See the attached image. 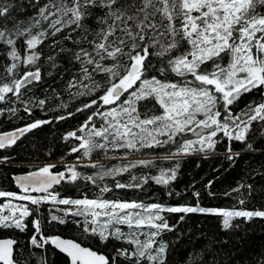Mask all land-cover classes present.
I'll use <instances>...</instances> for the list:
<instances>
[{
  "label": "snow or ice",
  "instance_id": "snow-or-ice-1",
  "mask_svg": "<svg viewBox=\"0 0 264 264\" xmlns=\"http://www.w3.org/2000/svg\"><path fill=\"white\" fill-rule=\"evenodd\" d=\"M49 8L55 11H49ZM260 8H264V0H71L70 5L66 0H60L58 4L42 8V19L54 17L49 24L53 35L70 24L79 27L86 17L95 16L98 10L103 12L102 16H96L103 27L96 33L99 39L89 42L92 51L81 48L75 55L82 65L83 80L90 82L84 84L83 80L80 81L85 90L78 94L89 95L101 90L102 94L82 109H77L96 108L79 129L66 134L65 139L75 138L79 142L69 154L82 152L83 157L90 158L94 152L102 151L106 158L114 159L117 157L107 156L108 151L123 149L126 155L119 158L126 159L133 152L145 148L178 145L174 152L164 157L170 159L192 151L213 149L218 133H223L229 140L244 142L252 123L264 122V101L249 103L237 113H233L231 107L244 94L264 89V12L258 11ZM7 12V7H0V16ZM39 23L37 20L36 24ZM46 35V32L32 35L31 29L17 33V38L25 37L29 50L27 56L21 57L16 48L17 41L0 31V42L11 46L7 56L12 63L5 67V72L13 77L10 83L0 84V102L10 99L9 94L19 99L21 89L41 78L39 69L28 71L19 79L14 77L21 62L32 65L38 61L39 54L35 49L43 43L42 37ZM182 46L183 51H178ZM174 52L178 54L173 55ZM150 56L159 58L161 66L158 72L161 75L171 73L179 79L147 77L145 73L151 67ZM164 57L169 58L165 60ZM94 74L107 77L106 86L99 84ZM261 94L264 95V91ZM149 99L161 112L141 118L137 105ZM39 103L43 105L44 101ZM95 117L100 118V127L96 126ZM48 123L51 121L38 120L12 132L0 133V149L14 145L19 137ZM89 126L87 137L77 135ZM187 133H192L196 139H188ZM179 137L183 139L178 140ZM227 151L229 159L238 155L232 153L231 147ZM3 159L6 161L8 158ZM81 163L82 157L78 155L74 163L61 162L64 171L53 172L57 165L49 164L16 177L23 194L0 191V197L8 201L0 205V228L26 230L24 220L33 214L29 203L39 206L53 201L68 207L60 209V216L52 214L51 221L64 224L67 222L65 217L69 215L83 217L82 221H77L83 235L97 237L102 242L115 238L134 246L132 251L118 249V256L132 259L133 264H164L167 245L158 243L157 237L172 230L162 215L164 212L219 215L223 217L224 228L230 227L231 220L236 217H264V211L203 208L198 205L164 207L157 203L145 205L102 197L60 198L50 191L65 179L71 183L83 178L96 184V177L103 180L105 176L114 177L128 172L130 167L154 165L152 160H138L131 165L105 168L100 162H90L86 166L98 167L102 171L95 176L81 177L76 170ZM142 179L145 183L154 179L157 184L166 185L175 179V170H161L156 177ZM141 186L115 184L120 189ZM109 191L111 189L106 185L100 188L101 193ZM32 192L45 195L35 196ZM194 195L199 197V193ZM14 200L27 203L16 204ZM240 203L244 202L241 200ZM121 225H126L130 231L123 232ZM33 228L35 234L31 237V245L43 248L50 243L69 257L70 264H115L116 257L110 259L81 242L60 236L43 237L39 219L33 221ZM144 228L148 231H143ZM37 234L42 237L39 241ZM141 236L145 239L141 240ZM16 243L10 238L0 239V264H19L14 259Z\"/></svg>",
  "mask_w": 264,
  "mask_h": 264
},
{
  "label": "trees",
  "instance_id": "trees-1",
  "mask_svg": "<svg viewBox=\"0 0 264 264\" xmlns=\"http://www.w3.org/2000/svg\"><path fill=\"white\" fill-rule=\"evenodd\" d=\"M54 3L58 4L60 0H0V7L8 8V12L0 16V31L17 41L16 48L21 57L29 54L25 43L27 34L17 38V33L25 29H31L32 35L47 33L42 37L43 43L35 49L39 54L38 61L32 65L21 62L14 77L19 79L26 72L39 69L41 78L21 89L19 99L9 94L10 99L0 102V132L26 126L38 120L51 121L26 133L14 145L0 149V191L20 193L15 185L14 175L30 171L38 164H56L54 171H64L61 162L74 163L78 155L82 157V161L89 158L83 157L82 152L69 154L71 148L79 142L75 138L65 139V136L68 132L79 129L96 110L95 106L84 111L77 109H82L85 104L102 94V90L89 95L78 94L85 89L79 83L83 80L82 65L75 59V55L81 48L92 51L89 42L99 39L96 33L103 27L96 16H102L103 12L98 10L95 16L86 17L79 27L70 24L53 35L49 24L54 17L44 20L40 16V10ZM66 3L70 5L71 0H66ZM49 11L55 9L49 8ZM258 11L264 12V8ZM37 20L40 21L39 25L36 24ZM10 50L11 46L0 42V84L10 83L13 78L5 72V67L12 63L7 56ZM178 51H183V46ZM176 54L178 53H173ZM168 58L164 57L165 60ZM149 59L151 67L145 73L147 77L156 76L157 79L172 81L179 79L171 73L161 75L158 72L161 66L159 58L150 56ZM89 70L91 71V68ZM94 79L101 85L107 84V77L103 74H94ZM74 83L76 86L72 87ZM83 83L90 84L87 80H83ZM261 91L264 89L244 94L231 106L233 113L239 112L249 103L264 101ZM40 101H44L43 105ZM137 107L141 118L161 112L151 99L140 101ZM12 109L15 111H11ZM103 110L101 108V111ZM62 116L65 119L60 120L59 117ZM94 120L96 126L100 127V118L95 117ZM90 127L84 132H77V135L87 137ZM186 137L196 139L192 133H187ZM214 139L217 143L213 149L192 151L170 159L164 157L174 152L178 145L145 148L128 155L127 159L119 158L126 155L123 149L108 151L107 156L117 157L114 159H108L104 152L97 151L90 159L99 160L97 162L102 163L105 168L131 165L138 160H152L154 165L130 167L128 172L114 177L105 176L103 180L96 177V184L83 178L71 183L66 181L53 190L60 197L72 199L102 197L148 205L157 203L167 207L198 205L203 208L264 211V122L254 121L244 142L229 140L223 133H218ZM229 147L233 154L238 153L233 155L232 159L228 158ZM4 157L8 159L5 161ZM88 164L81 163L77 167L81 177L95 176L102 171L98 167L86 166ZM161 170H175V179L166 185L157 184L154 179H148L146 183L143 181L144 177L158 176ZM132 177L137 179L133 180ZM117 182L142 186L120 189L115 187ZM105 185L111 191L101 193L100 188ZM194 193H199V197ZM241 200L243 204L240 203ZM29 205L33 214L27 217L26 230L0 228V238L12 237L16 240L14 259L19 264H69L67 256L53 248L50 243L43 248L31 245V237L35 234L33 221L36 219L41 222L43 237L61 235L73 238L84 246L105 253L110 259L116 257L115 264H133L132 259L117 255L118 249L132 251L133 245L115 238L102 242L97 237L83 235L81 227L77 224L83 217L69 215L65 217L67 222L64 224L51 221L52 214L60 216V209H66L68 206L50 203ZM162 215L172 229L157 237L158 243L167 245L164 264H264V217H236L231 220L230 227L224 228L223 217L219 215L199 212H164ZM41 239L37 234V240Z\"/></svg>",
  "mask_w": 264,
  "mask_h": 264
},
{
  "label": "rangeland",
  "instance_id": "rangeland-1",
  "mask_svg": "<svg viewBox=\"0 0 264 264\" xmlns=\"http://www.w3.org/2000/svg\"><path fill=\"white\" fill-rule=\"evenodd\" d=\"M139 83V82H138ZM122 99H123V97H122ZM121 159V158H120ZM127 159V158H126ZM97 162V161H99V160H95V159H90V158H88V159H86L85 161H82V163H90V162ZM45 165H49V164H42V165H36V167L35 168H31L30 170H38L40 167H43V166H45ZM52 192H54V190H52ZM54 193H56V192H54ZM18 195L19 194H23V192H20V193H17ZM32 194V193H31ZM58 194V193H57ZM32 195H34V194H32ZM59 195V194H58ZM35 196H41V195H35ZM59 197H60V195H59ZM60 198H66V197H60ZM78 199H82V198H78ZM8 201H7V199L6 198H3V197H0V205H2V204H5V203H7ZM13 203H16V204H21V203H27V202H23V201H18V200H14L13 201ZM47 203H50V204H55V205H57L58 203L57 202H53V201H48ZM30 204V203H29ZM145 204V203H144ZM145 205H148V204H145ZM164 207H167V206H164ZM29 208H30V205H29ZM4 214H7V212L5 211V213ZM26 220H27V218H25V220H24V223L26 224ZM120 228H121V230L123 231V232H129L130 231V229L126 226V225H121L120 226ZM143 231H148V229L147 228H144L143 229ZM140 239L141 240H143V239H145V237L144 236H141L140 237ZM133 248H134V246H133Z\"/></svg>",
  "mask_w": 264,
  "mask_h": 264
},
{
  "label": "water",
  "instance_id": "water-1",
  "mask_svg": "<svg viewBox=\"0 0 264 264\" xmlns=\"http://www.w3.org/2000/svg\"><path fill=\"white\" fill-rule=\"evenodd\" d=\"M32 71H35V70H32ZM39 71H40V70H39ZM40 74H41V71H40ZM35 82H36V81H33L30 85L34 84ZM26 126H27V125H26ZM23 127H25V126L12 128V129H9V130L2 131V132H0V133H8V132H12V131H14V130H16V129L23 128ZM23 136H24V135H23ZM23 136H21V137H23ZM21 137H19V139H20ZM19 139H17V141H18ZM17 141H16V142H17ZM33 171H36V170H30V171H27V172L18 173V174H15V175H14V182H15V185H16V187H17L21 192H23V189H21L20 186L16 183L15 178L18 177V176H21V175H27L28 173L33 172ZM53 172H59V171H54V170H53ZM66 181H67V179H65L64 181H62L59 185H54L53 188L50 189V191H52L54 188L60 186L63 182H66ZM32 194H34V195H45V193H35V192H32ZM57 236H60L61 238H64V239H72V240H75V239H73V238H66V237H63V236H61V235H57ZM9 238L15 240V239L12 238V237H5V238H0V239H9ZM15 241H16V240H15ZM75 241H77V240H75ZM77 242H78V241H77ZM51 246H52L53 248H55L56 250H58L59 252H61V251H60L59 249H57L55 246H53V245H51ZM86 247H88V246H86ZM90 248H91V247H90ZM14 249H15V245H14ZM92 250H94V249H92ZM94 251H97V250H94ZM97 252H98V251H97ZM61 253H62V252H61ZM98 253L106 255L105 253H102V252H98ZM63 254H64V253H63ZM64 255L67 256L66 254H64ZM67 258L69 259L68 256H67ZM69 264H70V259H69Z\"/></svg>",
  "mask_w": 264,
  "mask_h": 264
}]
</instances>
